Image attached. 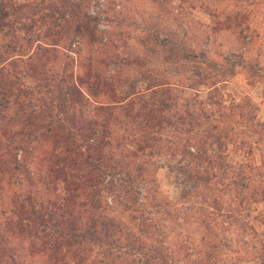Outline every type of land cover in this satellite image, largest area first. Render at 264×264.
I'll list each match as a JSON object with an SVG mask.
<instances>
[{
    "label": "trees",
    "instance_id": "16d2710c",
    "mask_svg": "<svg viewBox=\"0 0 264 264\" xmlns=\"http://www.w3.org/2000/svg\"><path fill=\"white\" fill-rule=\"evenodd\" d=\"M68 20L48 0L0 3V264H228L230 243L212 238L210 212L190 206L198 230L184 237L172 226L179 209L155 188V160L178 156L191 180L180 198L200 194L217 210L233 201L228 186L242 187L240 203L252 198L249 174L210 151L245 131L237 121H219L222 112L208 120L211 98L220 96L214 75L200 65L193 72L189 87L208 89L199 109L194 101L188 109L187 96L155 77L143 90L118 93L107 66H141L143 59L107 54L94 39L95 17L81 12ZM75 38L86 39L88 57L76 59L85 46ZM21 40L27 55L19 53ZM188 58L207 61L203 53ZM238 116L244 127L251 123ZM247 217L234 234L241 248L252 229Z\"/></svg>",
    "mask_w": 264,
    "mask_h": 264
},
{
    "label": "rangeland",
    "instance_id": "374dc122",
    "mask_svg": "<svg viewBox=\"0 0 264 264\" xmlns=\"http://www.w3.org/2000/svg\"><path fill=\"white\" fill-rule=\"evenodd\" d=\"M30 1L33 0H0V3L6 5L9 2ZM48 1L56 8L65 10L68 24L73 23L71 18L81 12L95 17L94 39L106 45L107 54L124 60L135 57L143 59L141 66L131 64L125 67L122 64L116 65L117 63L107 66L108 73L113 77L111 82L118 93L129 92L131 89L143 90L150 86L149 79L155 77L160 83L166 82L172 86L173 93L181 91L187 96V106L190 109L191 105L188 104L192 101H200V104L208 102L205 97L208 89L199 84L189 87L193 83L194 70L200 65L214 75L216 82L213 86L220 96L214 95L211 98L215 103H209L210 113L213 115L208 120L218 121L216 115L222 112L223 116L219 121H237L234 127L245 131L228 135L220 148L213 146L210 151H219L226 162L233 165V169L236 170L239 165L249 174L251 185L248 192L252 198L247 201L243 199L240 203L235 198L242 193V187L236 190L231 186H228V190H232L233 201L229 208L217 210L213 206L208 207L200 194L193 200L180 198V191L186 190L191 180L185 172L186 158L178 156H160L155 160V188L166 201L179 209V216L172 226L179 229L184 237L196 236L195 231L198 230L195 222L189 220L193 215L190 206L206 208L216 221L215 232L218 235L215 236L214 232L212 238L215 242L230 243L232 252L225 256V262L264 264V196L259 194L261 187H264V0ZM65 3L69 5L68 8L63 7ZM29 13L25 9L20 16L22 22L26 21L25 17ZM19 33L27 40L28 33L23 30ZM75 39L85 46L84 50L74 54L76 59L88 57L86 50L90 48L85 45L86 39ZM26 40H21L20 54L27 55L30 51L26 47ZM155 42H163L165 46L156 47L153 45ZM93 46L94 43L91 48ZM191 52L203 53L207 61L199 64L197 58L189 59L188 54ZM95 54H90L89 58H94ZM24 57L18 59L25 60V64L27 60ZM207 62L209 65H206ZM24 64L17 61V69ZM131 84L134 88L129 87ZM195 89L199 90V96L196 100H191L195 97L192 95ZM197 104L193 108L201 107ZM239 113L249 117L247 121L251 123L248 126L244 127V120L239 118ZM226 195L230 196L228 193ZM204 196L210 199L209 195ZM193 213L194 216L198 214L195 211ZM245 213H248L246 220L252 229L244 231L242 240L246 242V246L241 248L240 243L235 242L234 234L239 231L238 225L243 222ZM221 223L224 228L218 226Z\"/></svg>",
    "mask_w": 264,
    "mask_h": 264
}]
</instances>
